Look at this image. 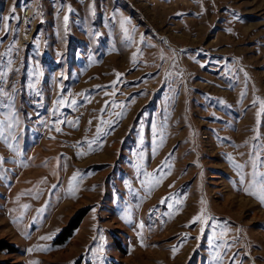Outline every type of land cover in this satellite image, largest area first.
I'll return each instance as SVG.
<instances>
[{
  "label": "rangeland",
  "instance_id": "rangeland-1",
  "mask_svg": "<svg viewBox=\"0 0 264 264\" xmlns=\"http://www.w3.org/2000/svg\"><path fill=\"white\" fill-rule=\"evenodd\" d=\"M0 54L1 262L264 264V0H0Z\"/></svg>",
  "mask_w": 264,
  "mask_h": 264
},
{
  "label": "snow or ice",
  "instance_id": "snow-or-ice-1",
  "mask_svg": "<svg viewBox=\"0 0 264 264\" xmlns=\"http://www.w3.org/2000/svg\"><path fill=\"white\" fill-rule=\"evenodd\" d=\"M14 11V9H13ZM69 11H71V9H69ZM7 19V18H5ZM68 22H69V16L68 15H65L63 17V24H64V29L65 31L68 30ZM125 23L126 21H121V28L123 29L124 31V34H125V37L126 38H129L131 39V37L129 36V30L127 28H125ZM143 42V40H142ZM2 55V54H0ZM133 63H135L136 61V53L133 54ZM9 64L12 63L11 60L8 61ZM203 66V65H202ZM4 75V73H0V77H2ZM115 75L117 76V78H119L122 74L120 73H115ZM170 75V74H169ZM38 79V77H37ZM115 81L113 82V85H115ZM33 88L35 87V84L31 85ZM113 95H115V93L113 92ZM0 96H4V97H8V93L7 92H4L2 88H0ZM10 99V97H9ZM58 104H63L64 101L63 100H59L57 101ZM71 103L73 105H75L77 103L76 100H72ZM117 105L115 104V102H112V107H116ZM105 107H108V102H106L105 104ZM119 107L121 108H124L125 106L123 104L119 105ZM261 108L262 110H264V102L261 103ZM101 111L103 112L104 109H101ZM259 115V113H258ZM13 116H14V113H13ZM13 116H6L4 118V120H0V140H4L5 143H8L9 140H15L16 137L12 134L11 132V129L14 127V124L12 123V120H13ZM116 116L118 117H122L123 116V113L122 112H119V113H116ZM69 124H72L71 121L68 122ZM89 123H91V121H89ZM112 123V121H105L103 120L102 118H100V122L99 124L97 125V129H96V132H97V136L99 134H104V135H107L106 132H104V128H103V125L105 124H110ZM73 126H78V121L76 122L75 125ZM57 132H60L61 129L59 127H56L55 129ZM5 133H7V135H5ZM95 139L93 141H86L87 143V146H88V152H84V151H81L78 153V155H87L89 154V152L91 151H94L95 149L93 148V144L95 143ZM161 143H163V138L161 137ZM78 146V145H76ZM8 147L10 149H13L14 151H16V149L13 148V145L11 143H8ZM229 160L232 159V157H228ZM6 161L4 160L3 157H0V167H2V165L5 163ZM59 166V165H58ZM238 168H243V166L241 165H237ZM253 167L256 168L257 165L255 162H253ZM148 176H152L153 174L152 173H148L146 174ZM78 179V173L77 174H74L71 178H70V188H69V192L73 193L74 194V189L71 187L72 183L77 181ZM162 179H163V176H161L159 179H157L154 183H152V187H155L157 186L159 183L162 182ZM44 181H41V183H43ZM241 183H244V178L243 176L241 177ZM53 188L56 187L55 185L52 186ZM171 187V186H170ZM151 190V189H150ZM243 191L247 194V195H250L254 198H257L261 201V203H264V171H256V172H253L252 173V179L248 181L247 183V186L243 189ZM168 199H171L170 197H167V198H162L161 200V203H165ZM201 203L203 204L204 201H201ZM24 208H28L29 205H24L23 206ZM169 208H172L173 205L172 204H169L168 205ZM38 212H43V208L39 209ZM205 212H206V209L205 208H202L200 213L195 216L192 220V223H195L197 221H199L201 224H206L207 223V220L209 219L208 217L205 216ZM35 219V218H34ZM141 227H143V225L141 224ZM201 231H203V228L201 229ZM52 237L51 236H46V237H41L40 239L44 240V239H51ZM141 244L143 246V241H141ZM34 249H28L29 252L33 251ZM41 250H44V251H47L48 249H41ZM179 249L174 247L172 249L173 251V255L176 254V252L178 251ZM33 264H35V262H33Z\"/></svg>",
  "mask_w": 264,
  "mask_h": 264
},
{
  "label": "trees",
  "instance_id": "trees-1",
  "mask_svg": "<svg viewBox=\"0 0 264 264\" xmlns=\"http://www.w3.org/2000/svg\"><path fill=\"white\" fill-rule=\"evenodd\" d=\"M77 227H78V221L77 223H71L69 226L65 227L62 230L61 234L59 235V239L62 238V236L63 239L70 237ZM9 248L12 249L11 251L14 250V247H12L11 245H7L4 241H0V250H5ZM0 264H5V263L0 261Z\"/></svg>",
  "mask_w": 264,
  "mask_h": 264
},
{
  "label": "built area",
  "instance_id": "built-area-1",
  "mask_svg": "<svg viewBox=\"0 0 264 264\" xmlns=\"http://www.w3.org/2000/svg\"><path fill=\"white\" fill-rule=\"evenodd\" d=\"M20 17L23 18V25L21 26L25 28L26 31L33 32L36 26L32 25V16H30L28 12H24L22 9H20Z\"/></svg>",
  "mask_w": 264,
  "mask_h": 264
},
{
  "label": "bare ground",
  "instance_id": "bare-ground-1",
  "mask_svg": "<svg viewBox=\"0 0 264 264\" xmlns=\"http://www.w3.org/2000/svg\"><path fill=\"white\" fill-rule=\"evenodd\" d=\"M32 25L34 26V20H33V18H32ZM26 30V29H25Z\"/></svg>",
  "mask_w": 264,
  "mask_h": 264
}]
</instances>
